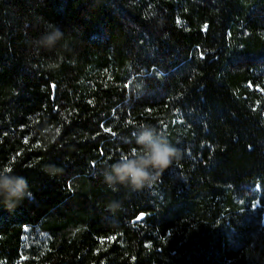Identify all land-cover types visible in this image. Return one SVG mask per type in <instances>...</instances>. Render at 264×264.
<instances>
[{
  "label": "trees",
  "instance_id": "obj_1",
  "mask_svg": "<svg viewBox=\"0 0 264 264\" xmlns=\"http://www.w3.org/2000/svg\"><path fill=\"white\" fill-rule=\"evenodd\" d=\"M140 123L182 156L114 192ZM8 167L34 198L0 205V264H264V0H0Z\"/></svg>",
  "mask_w": 264,
  "mask_h": 264
},
{
  "label": "clouds",
  "instance_id": "obj_2",
  "mask_svg": "<svg viewBox=\"0 0 264 264\" xmlns=\"http://www.w3.org/2000/svg\"><path fill=\"white\" fill-rule=\"evenodd\" d=\"M64 38L61 27L49 22L44 32L32 43L37 51L52 50ZM62 47L66 51L70 50L67 45ZM49 67L58 65L50 64ZM132 139L137 147L106 164L100 172L103 182L114 192L119 191L121 186L132 191L151 187L182 156L181 149L170 141L168 135L152 124H138L132 132ZM45 170L52 176L61 171L55 164L46 165ZM33 198L26 177L19 175L13 168H0V205L11 213ZM107 207L116 212L121 208V201L113 199Z\"/></svg>",
  "mask_w": 264,
  "mask_h": 264
},
{
  "label": "water",
  "instance_id": "obj_3",
  "mask_svg": "<svg viewBox=\"0 0 264 264\" xmlns=\"http://www.w3.org/2000/svg\"><path fill=\"white\" fill-rule=\"evenodd\" d=\"M144 216H139V219H142Z\"/></svg>",
  "mask_w": 264,
  "mask_h": 264
},
{
  "label": "snow or ice",
  "instance_id": "obj_4",
  "mask_svg": "<svg viewBox=\"0 0 264 264\" xmlns=\"http://www.w3.org/2000/svg\"><path fill=\"white\" fill-rule=\"evenodd\" d=\"M8 168H10V167H8ZM144 214H141V216H143ZM138 219H139V217H138Z\"/></svg>",
  "mask_w": 264,
  "mask_h": 264
},
{
  "label": "rangeland",
  "instance_id": "obj_5",
  "mask_svg": "<svg viewBox=\"0 0 264 264\" xmlns=\"http://www.w3.org/2000/svg\"><path fill=\"white\" fill-rule=\"evenodd\" d=\"M259 205L258 204H256V207H258Z\"/></svg>",
  "mask_w": 264,
  "mask_h": 264
}]
</instances>
